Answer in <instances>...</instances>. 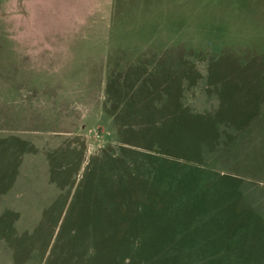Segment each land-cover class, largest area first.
Instances as JSON below:
<instances>
[{
    "label": "rangeland",
    "instance_id": "rangeland-1",
    "mask_svg": "<svg viewBox=\"0 0 264 264\" xmlns=\"http://www.w3.org/2000/svg\"><path fill=\"white\" fill-rule=\"evenodd\" d=\"M25 1L0 0V264H264V0Z\"/></svg>",
    "mask_w": 264,
    "mask_h": 264
},
{
    "label": "crops",
    "instance_id": "crops-1",
    "mask_svg": "<svg viewBox=\"0 0 264 264\" xmlns=\"http://www.w3.org/2000/svg\"><path fill=\"white\" fill-rule=\"evenodd\" d=\"M106 1L113 7L114 0ZM96 3L97 0H62L60 10L57 11H87V13H90L91 11H95ZM49 8L51 7L49 6ZM86 27L89 28V26Z\"/></svg>",
    "mask_w": 264,
    "mask_h": 264
},
{
    "label": "trees",
    "instance_id": "trees-1",
    "mask_svg": "<svg viewBox=\"0 0 264 264\" xmlns=\"http://www.w3.org/2000/svg\"><path fill=\"white\" fill-rule=\"evenodd\" d=\"M142 213L146 214V212H144V210L142 209L137 215H140Z\"/></svg>",
    "mask_w": 264,
    "mask_h": 264
}]
</instances>
